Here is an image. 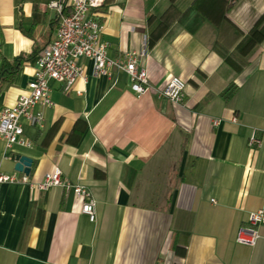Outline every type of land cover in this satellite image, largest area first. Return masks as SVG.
<instances>
[{
  "label": "crops",
  "instance_id": "1",
  "mask_svg": "<svg viewBox=\"0 0 264 264\" xmlns=\"http://www.w3.org/2000/svg\"><path fill=\"white\" fill-rule=\"evenodd\" d=\"M50 1L0 0V56L30 55L0 91V112L56 34ZM97 9L108 55L145 40L149 80L180 76L183 99L137 94L122 70L91 74L89 59L71 89L50 79L43 124L20 119L29 145L0 139V171L26 176L0 183V264H264V224L254 245L235 239L264 208V0H104ZM253 130L259 146L247 144ZM21 154L29 173L14 168ZM55 168L90 189L94 221L71 189L32 185Z\"/></svg>",
  "mask_w": 264,
  "mask_h": 264
},
{
  "label": "built area",
  "instance_id": "2",
  "mask_svg": "<svg viewBox=\"0 0 264 264\" xmlns=\"http://www.w3.org/2000/svg\"><path fill=\"white\" fill-rule=\"evenodd\" d=\"M104 0H52L49 7H54L58 14V24L54 38L35 56L34 72L14 103L4 107L0 112V139L6 148L14 143L29 145L23 136L21 117L30 124L41 126L44 119V107L54 105L51 98L50 79L63 83L65 91L71 89L77 78H86L83 59L91 61V74L105 75L113 70L124 71L130 79L131 89L137 93L150 90L158 96H165L173 103L183 99L185 81L178 75L170 76L161 86L151 83L147 68L142 58L147 54L146 41L138 50H128L121 55H108L109 42L101 37L102 23L98 19V7ZM79 92V90H78ZM215 119L213 123H217ZM261 137L255 130L249 135L247 144L259 146ZM15 174L0 171V183L11 180H25ZM41 189L60 185L71 189L81 199V211L90 221L96 219L95 199L90 189L82 183H71L62 176L59 168L46 172L43 178L32 183ZM264 224V208L250 211L247 222L241 224L236 232V241L254 245L260 236L259 226Z\"/></svg>",
  "mask_w": 264,
  "mask_h": 264
},
{
  "label": "trees",
  "instance_id": "3",
  "mask_svg": "<svg viewBox=\"0 0 264 264\" xmlns=\"http://www.w3.org/2000/svg\"><path fill=\"white\" fill-rule=\"evenodd\" d=\"M30 55L19 54L13 58H6L5 56H0V91L3 89L4 85L9 83L15 76L18 68L22 62L29 59ZM232 90V85L227 86L223 90V94H228Z\"/></svg>",
  "mask_w": 264,
  "mask_h": 264
},
{
  "label": "water",
  "instance_id": "4",
  "mask_svg": "<svg viewBox=\"0 0 264 264\" xmlns=\"http://www.w3.org/2000/svg\"><path fill=\"white\" fill-rule=\"evenodd\" d=\"M30 165H31V157L25 154H21L16 157L14 168L18 171L29 173Z\"/></svg>",
  "mask_w": 264,
  "mask_h": 264
}]
</instances>
